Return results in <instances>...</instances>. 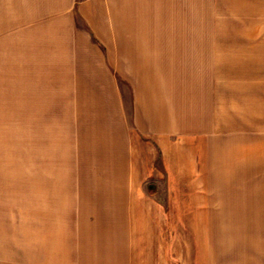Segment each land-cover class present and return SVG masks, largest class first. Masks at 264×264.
Listing matches in <instances>:
<instances>
[{
    "label": "crops",
    "instance_id": "0c3cea01",
    "mask_svg": "<svg viewBox=\"0 0 264 264\" xmlns=\"http://www.w3.org/2000/svg\"><path fill=\"white\" fill-rule=\"evenodd\" d=\"M263 15L264 0H0V130L30 148L0 166H29L31 186L0 264H264V215L245 214L261 203H210L233 174L225 129L263 112L262 72L240 70H262ZM155 176L162 198L144 199Z\"/></svg>",
    "mask_w": 264,
    "mask_h": 264
},
{
    "label": "rangeland",
    "instance_id": "374dc122",
    "mask_svg": "<svg viewBox=\"0 0 264 264\" xmlns=\"http://www.w3.org/2000/svg\"><path fill=\"white\" fill-rule=\"evenodd\" d=\"M214 13L216 16L215 23L217 24L224 23L226 21L224 19H226L230 15L229 11H214ZM262 36H264V31L262 33ZM247 67H249V69L251 68L252 71H258L260 69L262 74L260 75L258 72L256 73V83L262 81V83L264 84V64L262 65V70L259 64L240 65V70L241 68L242 70H248ZM253 92H255L256 97H258L259 91L256 88H253ZM123 98L125 100L127 96L124 95ZM87 99L89 102V97H87ZM262 99L263 104L261 108L263 112H261V115H257L258 117L256 121L250 123L246 122L247 126L225 129V134L223 135V137H231L229 143H227V146L231 153L229 154V159L225 160V166L230 167L233 174H231V176L229 177V179H231L229 183L220 186L221 189L219 192L215 193V191L213 190L210 191L211 204L219 205V203L221 204L223 203V201H228V205H242L243 203H246L248 206H251L256 203H261V205L263 206L261 209L247 208L245 209V211L247 212L245 214L264 215V86ZM105 103V99L99 100L98 108L100 109V106ZM25 104L26 103H23V106H25ZM26 105L31 106L30 104ZM7 106L8 105H6V107ZM1 109H3V107H1ZM96 114L100 115L101 112H96ZM5 129L8 130L9 133L6 132L7 135H4L2 137L3 131L4 134H6ZM5 129L0 130V164L5 163L6 158H10V161L13 158L15 159L17 157L18 151L19 153H22L23 156H26L27 159H29L30 148L28 147V149L25 150V147H21L17 143H15L14 129ZM218 135L220 134H216L215 136ZM243 137H247L245 149L244 145L242 144ZM259 138L262 139V143H250V141H255ZM255 154H257L256 159H254ZM13 163H16V161L14 162V160H12V164ZM22 163L24 164V162ZM26 167L28 168H25V166L23 165V169H15L16 171L12 172L8 168H4L5 170H3V168L0 166V169H2L0 170V206H2V208H0V215L10 216L13 218L12 220L6 219L4 220V222L0 223L2 227H8L7 229L3 230H18L20 226L19 223L21 221L17 219V216L29 214L30 208L28 206H30L29 200L31 186L29 183L30 176L26 174L27 171H29V166ZM255 171L257 174L255 173ZM150 185H152L151 188H149ZM141 190V194L144 199L158 201L160 198H162L159 195L158 176H155L150 180L148 179L147 181H142ZM241 210L242 209H239L237 211ZM27 230H29V228H27Z\"/></svg>",
    "mask_w": 264,
    "mask_h": 264
},
{
    "label": "bare ground",
    "instance_id": "6f19581e",
    "mask_svg": "<svg viewBox=\"0 0 264 264\" xmlns=\"http://www.w3.org/2000/svg\"><path fill=\"white\" fill-rule=\"evenodd\" d=\"M260 152H261V150H260ZM252 154V153H251ZM249 156H251V155H249ZM260 159V158H259Z\"/></svg>",
    "mask_w": 264,
    "mask_h": 264
},
{
    "label": "water",
    "instance_id": "95a60500",
    "mask_svg": "<svg viewBox=\"0 0 264 264\" xmlns=\"http://www.w3.org/2000/svg\"><path fill=\"white\" fill-rule=\"evenodd\" d=\"M152 185L149 186V188H151Z\"/></svg>",
    "mask_w": 264,
    "mask_h": 264
}]
</instances>
